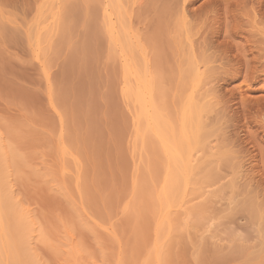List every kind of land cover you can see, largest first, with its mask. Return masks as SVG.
Wrapping results in <instances>:
<instances>
[{
  "label": "rangeland",
  "instance_id": "rangeland-1",
  "mask_svg": "<svg viewBox=\"0 0 264 264\" xmlns=\"http://www.w3.org/2000/svg\"><path fill=\"white\" fill-rule=\"evenodd\" d=\"M0 264H264V0H0Z\"/></svg>",
  "mask_w": 264,
  "mask_h": 264
},
{
  "label": "bare ground",
  "instance_id": "bare-ground-1",
  "mask_svg": "<svg viewBox=\"0 0 264 264\" xmlns=\"http://www.w3.org/2000/svg\"><path fill=\"white\" fill-rule=\"evenodd\" d=\"M261 22V21H260ZM255 23V22H254ZM257 23V22H256ZM193 67V66H192ZM195 70H196V68H195ZM190 72H192L193 70H189ZM197 71V70H196ZM190 72H188V74L190 73ZM196 73V72H195ZM191 75L192 76H190L191 77V79L193 78L194 80H195V75L196 74H194V71H193V74L191 73ZM197 76H200V73H199V75H198V72H197ZM196 76V77H197ZM189 77V78H190ZM188 78V77H187ZM192 79V80H193ZM186 84V83H185ZM204 109V108H203ZM198 111H202V109L201 110H198ZM193 115V114H192ZM196 115V114H195ZM194 115V117H191L190 118V116H189V119L188 118H184V119H187L186 121L184 120V122H182V124L183 125H185V124H187L188 122H189V125H192L193 127H194V130H197L196 132L197 133H199V127H201L202 126V124H200V123H202L200 120L202 119V118H200L201 116H195ZM157 118V117H156ZM156 118H154V119H156ZM156 125H157V127H159V124L161 125V123H160V121H159V119L157 118L156 120ZM155 121H153V123L155 122ZM155 125V124H154ZM183 125H182V129H183ZM188 125V124H187ZM187 125H186V127H187ZM152 127H153V125H152ZM185 128V127H184ZM186 129V128H185ZM154 130V129H153ZM183 131H185V130H183ZM185 132H187V131H185ZM183 133V132H180V134H178V136L176 135V136H174V137H172V139H171V137H169V139H171L172 141H173V144H174V146H176L177 147V149L178 150H180V153L182 154V156H183V160L184 159H187V161L185 162L186 164H185V168H186V166H187V163L189 164L190 162H191V157H189L190 155H189V153H190V151H189V149L191 148L189 145H188V143L189 144H191V146H192V143H193V140H195L194 141V143H195V145L197 144L196 143V141L198 142V138H197V134H195V132L193 133V134H191V137L189 136L188 138H191L192 139V141H191V143H190V141H188V140H191V139H188L187 140V134H188V132H187V134L186 133ZM182 134H183V136H185L186 137V142H184L182 139H180V138H182L181 136H182ZM186 134V135H185ZM170 140V141H171ZM200 142V141H199ZM173 146V147H174ZM187 146H189V147H187ZM188 148V149H187ZM175 149V148H174ZM176 149V150H177ZM191 151H192V148L190 149ZM172 152H174V151H172ZM177 152V151H176ZM179 152V151H178ZM174 154H175V152H174ZM174 154H172V155H174ZM177 154V153H176ZM181 154H178V156L180 155V157H181ZM191 154H192V152H191ZM177 156V155H176ZM194 156V155H193ZM172 157V156H171ZM173 159L175 160L174 161V165L176 166V167H179V168H181L180 166L182 165H184V164H181V163H184V162H182L183 160H182V158L180 159L181 160V163H180V161L178 160V158H176L175 156H173ZM190 161V162H189ZM173 163V162H172ZM180 165V166H179ZM172 167H173V165H171ZM174 168V167H173ZM179 168H178V170H179ZM173 170V169H172ZM183 170V169H182ZM174 171V170H173ZM176 171V170H175ZM176 184H178V183H176Z\"/></svg>",
  "mask_w": 264,
  "mask_h": 264
}]
</instances>
